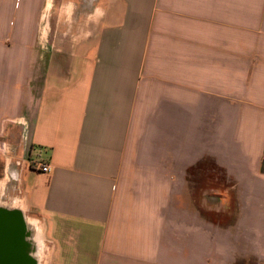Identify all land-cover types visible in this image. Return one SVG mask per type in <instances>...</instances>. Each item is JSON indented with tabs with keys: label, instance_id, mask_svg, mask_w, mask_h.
Masks as SVG:
<instances>
[{
	"label": "crops",
	"instance_id": "0c3cea01",
	"mask_svg": "<svg viewBox=\"0 0 264 264\" xmlns=\"http://www.w3.org/2000/svg\"><path fill=\"white\" fill-rule=\"evenodd\" d=\"M221 147L264 238V0H0V202L52 264H203Z\"/></svg>",
	"mask_w": 264,
	"mask_h": 264
},
{
	"label": "rangeland",
	"instance_id": "374dc122",
	"mask_svg": "<svg viewBox=\"0 0 264 264\" xmlns=\"http://www.w3.org/2000/svg\"><path fill=\"white\" fill-rule=\"evenodd\" d=\"M52 21V20H51ZM51 21L49 25L45 23L46 32L51 28ZM45 35V45L50 43ZM224 144V142H223ZM221 163L219 166V174L215 177L214 185L218 184L220 193L216 190H211V186L205 183L204 189V220L203 228L191 229L186 232L187 247L189 251L195 250L194 241L197 238H202V243L198 245V251L202 252L203 264H264V238L258 234L259 229H251L252 235L245 236L247 229L231 227V147H221ZM216 172V171H214ZM264 205V197L262 198ZM4 204V203H3ZM0 205L2 203L0 202ZM191 208V207H190ZM192 209V208H191ZM214 212H212V210ZM194 210V209H193ZM213 213V214H212ZM213 222H212V221ZM31 222L25 218L24 225L25 239H35L38 243L35 250L31 249L29 255L32 259L35 258V253L39 252L40 257L36 255V264H52L51 253L52 246L50 241L45 237L43 227L34 225L35 231L32 230ZM33 231V237L30 232ZM175 233V231L173 232ZM176 234V233H175ZM243 234V235H241ZM39 235V236H38ZM30 236V237H29ZM184 237V235L182 234ZM31 238V239H30ZM182 243L181 245H183ZM174 250L176 243L172 244Z\"/></svg>",
	"mask_w": 264,
	"mask_h": 264
},
{
	"label": "flooded vegetation",
	"instance_id": "af4514ba",
	"mask_svg": "<svg viewBox=\"0 0 264 264\" xmlns=\"http://www.w3.org/2000/svg\"><path fill=\"white\" fill-rule=\"evenodd\" d=\"M0 209L4 212H7V215L10 218H16V215H14V209H11L5 205H0ZM5 232V228H2V230L0 228V264H36L38 262L37 258L38 256L40 257L39 252L35 253V258L32 259L29 254L23 253V246L21 249L16 248L17 239H15V237L6 236Z\"/></svg>",
	"mask_w": 264,
	"mask_h": 264
},
{
	"label": "water",
	"instance_id": "95a60500",
	"mask_svg": "<svg viewBox=\"0 0 264 264\" xmlns=\"http://www.w3.org/2000/svg\"><path fill=\"white\" fill-rule=\"evenodd\" d=\"M6 213V214H5ZM16 218H10L7 212H4L0 209V228L6 229V236L15 237L16 240V248L21 249L24 245L25 240V228L24 225L25 217L20 210H15L14 212ZM7 215V216H6ZM24 253V252H23ZM25 254V253H24Z\"/></svg>",
	"mask_w": 264,
	"mask_h": 264
},
{
	"label": "bare ground",
	"instance_id": "6f19581e",
	"mask_svg": "<svg viewBox=\"0 0 264 264\" xmlns=\"http://www.w3.org/2000/svg\"><path fill=\"white\" fill-rule=\"evenodd\" d=\"M97 18H99V17H97ZM98 21V20H97ZM46 25H44V27H45ZM80 37V36H79ZM30 223V222H29ZM33 224V223H32ZM31 224V227H32V230L33 231H35V229H34V225H32ZM33 231L32 232H30V235H31V237H33ZM39 236V235H38ZM30 237V236H29ZM34 238V237H33ZM31 239V238H30ZM37 241V240H36ZM35 241V239L33 240V239H31V240H28L27 241V239H25V243H24V245H23V252L25 253V254H29V253H31V249L33 248V250H35L36 249V247H37V245H38V243ZM34 254H35V251H34Z\"/></svg>",
	"mask_w": 264,
	"mask_h": 264
},
{
	"label": "built area",
	"instance_id": "2783aa9c",
	"mask_svg": "<svg viewBox=\"0 0 264 264\" xmlns=\"http://www.w3.org/2000/svg\"><path fill=\"white\" fill-rule=\"evenodd\" d=\"M19 165H21V161H18L17 162ZM39 166V170L40 171H42V172H44V173H49L50 171H51V168H50V166L48 165V164H42V165H38ZM35 167H37V166H35ZM34 167V168H35Z\"/></svg>",
	"mask_w": 264,
	"mask_h": 264
},
{
	"label": "trees",
	"instance_id": "16d2710c",
	"mask_svg": "<svg viewBox=\"0 0 264 264\" xmlns=\"http://www.w3.org/2000/svg\"><path fill=\"white\" fill-rule=\"evenodd\" d=\"M261 170H262V172H264V157H263V161H262V165H261Z\"/></svg>",
	"mask_w": 264,
	"mask_h": 264
}]
</instances>
